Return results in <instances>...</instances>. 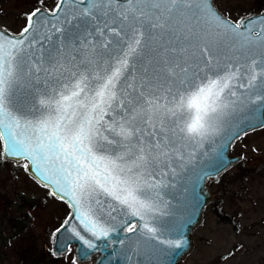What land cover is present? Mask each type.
Listing matches in <instances>:
<instances>
[{"label": "snow or ice", "instance_id": "6c2138e0", "mask_svg": "<svg viewBox=\"0 0 264 264\" xmlns=\"http://www.w3.org/2000/svg\"><path fill=\"white\" fill-rule=\"evenodd\" d=\"M64 2L60 0L50 15H57ZM193 7L200 31L187 29V36L175 32L173 39L180 46L173 40L169 46L160 45L155 66L151 60L145 66V24L164 29L174 12ZM40 13L38 8L28 14L26 26L16 35L0 30V140L5 141L6 155L14 158L36 161L39 153L59 162L63 175L54 181L57 191L71 196L77 218L92 237L107 238L115 231L113 213L143 221L159 211V189L183 165L182 141H203L213 133L228 107L222 97L226 91L236 96L232 81L243 78L247 83L240 87L252 88L264 77V27H249L250 19L232 21L207 0H89L80 17H74L82 20L75 25L76 33L53 25L64 38L49 50L36 35L29 39ZM191 35L203 43L180 44ZM95 36L104 38L100 46L109 50L107 58L81 61V71L74 53L89 48V38ZM225 39L246 59L222 62L214 46ZM23 79L43 86L39 107L15 100L14 89ZM251 102L264 104V90ZM143 228L156 233L148 223ZM135 230V225L127 228ZM75 234L89 248L96 247ZM59 243L57 235L54 245Z\"/></svg>", "mask_w": 264, "mask_h": 264}, {"label": "water", "instance_id": "95a60500", "mask_svg": "<svg viewBox=\"0 0 264 264\" xmlns=\"http://www.w3.org/2000/svg\"><path fill=\"white\" fill-rule=\"evenodd\" d=\"M123 3L124 0H119ZM60 3V2H59ZM89 0H65L63 7L57 15H50V12L41 8L39 14L40 23L36 25L33 33L43 44L45 49L51 50L59 45L63 40V35L57 33L55 28H63L67 33H76L75 25L81 23L79 18L82 9L88 6ZM211 7L226 17L216 6L215 0H207ZM196 9H181L174 12L172 19L164 29H152L147 24L146 47L142 54V62L145 66L152 61L155 66L157 50L160 45L169 46V40H173L174 33L181 31L184 35H190L186 30L195 29L200 31L198 25L193 20V13ZM264 17V12L253 14L244 18L252 20L249 27L259 29L264 27L260 24V18ZM227 18V17H226ZM229 19V18H228ZM71 20L69 24L67 21ZM231 20V19H230ZM55 26V28L53 27ZM0 30L13 34L3 28ZM50 37V39H45ZM58 37L60 39H58ZM91 44L89 48H81L77 55V67L84 70V64L87 59L95 57L97 59H106L108 49L102 48L104 38L100 36L90 37ZM83 37L76 42V47L80 48ZM203 43L197 41L195 35H191L190 40L181 39L180 44ZM231 40L225 39L217 46H214V52L218 49L221 61L232 57L245 60L246 56L241 55L239 51L230 47ZM39 47V44L36 45ZM94 46V47H93ZM238 48V45H237ZM253 49V54H255ZM195 70V65L193 69ZM135 74V73H134ZM191 75V71L189 72ZM241 83H247L243 78L232 81V90L236 96H230L227 91L222 97V102L228 107L224 109L223 115L216 122L213 133L203 141L197 139H184L181 144V153L184 156L182 166L176 167V174L165 178V184L159 189L161 200L159 202V211L140 220L139 217L124 214L123 212L113 213L116 216L111 225L115 231L111 232L107 238L95 239L85 230V225L81 219H78V211L73 205L70 195L64 196L63 192L57 191L56 179L62 178V172L59 170V162L45 160L42 154L40 159L32 161L23 157L14 158L5 153V141L3 143V158L16 164L27 162V173L36 180L41 186L50 190L56 199L65 202L71 209V215L60 228V233H56L54 240L59 235L60 243L53 245L54 255L61 257L68 254L71 248H75V258L79 264H182L184 259L193 250L196 239L194 231L202 222L204 211L212 201V193L208 182H218L222 174L239 164L242 156L233 154V146L243 135L256 129L264 127V104L252 103L255 94L264 90V77H260L254 82L252 88H241ZM44 89L38 83L30 80H21L14 89L15 100L22 106L35 105L39 107V100L42 97ZM105 116V120H108ZM239 136L237 139L236 137ZM189 153L191 156L189 157ZM157 180L160 177H156ZM63 197V198H61ZM75 214V215H74ZM148 223L150 227L156 229V233H148L143 224ZM129 225H135L134 232H128ZM80 233L85 239L92 240L95 248H89L82 240L78 239L75 233ZM155 237V238H154ZM159 241H172L173 244L160 243ZM176 241L180 246L176 247ZM67 247V251H65Z\"/></svg>", "mask_w": 264, "mask_h": 264}, {"label": "rangeland", "instance_id": "374dc122", "mask_svg": "<svg viewBox=\"0 0 264 264\" xmlns=\"http://www.w3.org/2000/svg\"><path fill=\"white\" fill-rule=\"evenodd\" d=\"M59 2L0 0V28L18 34L28 14L38 8L51 12ZM215 4L232 21L264 12L257 0H215ZM233 154L243 160L218 182H208L212 201L194 231L195 246L182 264H264V127L237 140ZM25 165L3 158L0 140V264H32L31 259L38 262L41 254L48 257V264H53V257L59 258L54 264H79L75 248L61 257L53 251L55 234L70 217V207L34 180ZM20 207L29 213L31 233L20 235V242L9 241L15 231L8 220L22 217ZM24 237L30 240L23 241ZM28 247L32 254L25 263L22 252Z\"/></svg>", "mask_w": 264, "mask_h": 264}, {"label": "trees", "instance_id": "16d2710c", "mask_svg": "<svg viewBox=\"0 0 264 264\" xmlns=\"http://www.w3.org/2000/svg\"><path fill=\"white\" fill-rule=\"evenodd\" d=\"M258 1V5H259V7L261 8V9H264V0H257ZM18 211L20 212V213H22V217H19V218H10L8 221H9V223H11L12 224V228H10L11 229V231L13 230V231H15V232H13L12 234H11V237L9 238V241H18V242H20V235L22 236H26V235H29L31 232H30V230H28V228H30V222H27V220H29V213H26L25 211H24V207H20L19 209H18ZM220 217H224V216H222L221 214L219 215ZM25 239V240H24ZM24 239H23V241H29L30 239L29 238H25L24 237ZM36 248L34 247V251H36L35 250ZM30 250H31V248L30 247H28L27 249H25V250H23V252H22V254H23V256H24V258H22L23 260H24V262L25 263H27V259H28V256L29 257H31V254L32 253H30ZM51 256H53L52 254H51ZM41 258V260H39L38 262H36V261H34L33 259H31V263L32 264H48L47 263V256H45L44 254H41V256H40ZM52 261H54L53 262V264L54 263H56L57 261H59V258H55V257H53V259L51 260V263H52ZM28 263H29V261H28Z\"/></svg>", "mask_w": 264, "mask_h": 264}]
</instances>
